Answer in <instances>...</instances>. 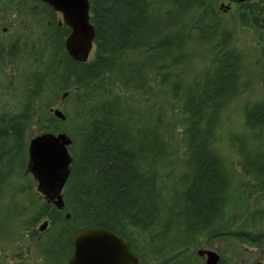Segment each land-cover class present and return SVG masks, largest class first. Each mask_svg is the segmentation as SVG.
<instances>
[{"label": "trees", "instance_id": "16d2710c", "mask_svg": "<svg viewBox=\"0 0 264 264\" xmlns=\"http://www.w3.org/2000/svg\"><path fill=\"white\" fill-rule=\"evenodd\" d=\"M262 1L240 8L238 17L243 23L250 24L251 15H264ZM90 4L95 49L92 58L81 62L66 51L65 38L71 28L61 23L51 5L41 0H0V14L18 11V16L35 19L41 26L37 38L31 34L0 38V87L7 62L16 64L21 75L20 110L0 112V190L5 185L16 186V196L29 199V203L15 206L21 229L41 238L40 249L52 264H68L74 251V231L83 226H102L125 237L140 264H191L199 238L209 231L212 237L245 240L264 251V227L256 229L264 220V208L252 213V229L226 231L219 226L229 203L231 173L214 148L216 125L225 104L239 94L241 71L226 43V23L216 0H90ZM191 41L196 47L216 41L214 46L219 48L213 53V68L195 74L198 80L186 84ZM104 77L109 83L99 92L92 84ZM73 84L91 90L89 99L101 98L88 107L86 95H78L76 100L87 107L84 115L90 119L74 132L66 129L73 139L74 161L64 190L65 208L60 209L34 191L33 181L27 179L25 137L38 106L47 111L58 92ZM114 87L124 93H117ZM162 88L163 96L158 97ZM185 90L197 94L183 101L186 149L179 171L168 149L172 140H166L171 139L170 129L161 123L172 99H182ZM131 95L141 97L138 105H145L141 101L151 97L158 108L153 125L158 150L137 139L141 129H135L134 114L129 111L128 105L135 104ZM195 97L197 112L196 104L192 106ZM94 112L99 116H93ZM246 114L250 129L264 127L263 102ZM163 159L162 166L159 160ZM249 162L251 169L264 174V162L257 158ZM174 176L178 179L170 187L169 178ZM12 177L28 181L21 183ZM67 212L71 213L69 219ZM25 214L29 217L24 218ZM44 219L51 224L45 239L37 228ZM54 232L57 235L52 238ZM47 241H65V255L44 250Z\"/></svg>", "mask_w": 264, "mask_h": 264}, {"label": "rangeland", "instance_id": "374dc122", "mask_svg": "<svg viewBox=\"0 0 264 264\" xmlns=\"http://www.w3.org/2000/svg\"><path fill=\"white\" fill-rule=\"evenodd\" d=\"M223 1L227 3V0ZM18 14V11L0 14V38L24 37L27 36L26 34H31L34 38H37L41 33V26L38 25L37 20L30 17L27 18V16H18ZM237 14L232 15L229 13L224 16L223 21L226 23V26L223 29L227 31L224 34L228 48L239 61V70L241 71L240 91L229 103L225 104L221 112L220 119H218L216 125V142L214 144L216 152L223 158L231 173L229 203L225 209L223 222L219 225L222 227V230L226 231H236L240 228L252 229L251 225L254 224L253 222L250 223L252 213L257 209L264 208V174H258L249 165V161L256 160V158L260 162H264V127L255 130L250 129L247 125L246 114L247 109H250L256 103H264V30L256 27V21L253 19H251L250 24L241 23V19L236 17ZM179 30L180 26L178 27ZM199 34L197 32V35ZM201 35L204 38L208 37L206 33ZM23 37L21 42H23ZM215 42L204 41L203 43H198L200 44L198 47H196V43L190 42L188 61L186 60L187 68L184 71L187 73L184 78L186 84L192 83L195 80V74H198L197 76L199 74L203 75L205 70L213 68L212 64L215 60L213 53L219 48V46H214ZM38 46H41L40 42ZM93 52L94 50L90 58L93 57ZM45 56L48 57L49 55ZM3 70L0 87V112L19 111L21 108L20 101H22V87L19 83L20 72L16 64L10 61L6 63ZM96 82L92 85L98 86L99 92H101L103 90L101 87L108 85L109 79L104 77ZM151 84L154 88H159L155 82ZM114 89L117 93H124L121 88L114 87ZM91 92V90L86 91L84 87L73 84L69 89L58 92L57 97L48 107L47 111L45 110V106L41 108L39 105L37 117L33 120L25 137L27 151L31 139L39 134L45 132L55 134L67 132L68 135H71L68 131L74 132L78 128L85 126L87 120L90 119L84 115L87 107L101 98L97 96L89 99L87 94ZM183 93L182 99L174 101L172 99V105H169L167 112L163 113L164 120L161 123L163 127L167 126L170 129L171 139L167 137L166 140H172V143H170L171 147L169 145L168 149L173 154L172 158L175 168L180 169L179 171H182L181 167L184 165L181 158L185 157L186 149L183 143L185 126V121L183 120L185 114L182 111L183 101L185 102L191 98L193 93L197 94L196 90L188 92L185 90ZM78 95H86V102L84 104L87 107H84L82 102L80 104L76 101L79 98ZM162 96L163 88L158 93V97ZM45 98L48 100L49 96L47 97L46 95ZM138 98L141 97L131 95L130 100L135 104L128 105L131 108L129 111L134 114L135 129H141V133L137 136V139L140 142L144 141V145L147 147L158 150L160 148L158 144L159 139L155 136L157 132L153 126L156 123L155 116L159 114L158 108L154 107L153 98L149 97L147 101L143 99L141 102L145 105H138ZM196 99L195 97L192 100V106L196 104L195 108L197 112L199 106H197ZM49 101L52 102L53 98ZM188 105L190 106V104ZM51 109L62 110L66 114V119L63 121ZM93 116H99V114L94 112ZM69 151L73 155V151L70 148ZM194 157L196 156L194 155ZM165 160H159V163L163 166ZM167 172L169 173V170ZM176 177L169 178L170 187L173 185L171 183L173 180L177 181L178 178ZM14 178L12 177L11 179L18 180L21 183H27V179L32 180L34 191L38 190V182L31 173L27 179L21 177ZM15 188L16 186L5 185L0 190V264H52V261L50 262L45 258L44 253L40 249L41 238L33 237L29 230L21 229L19 225L20 222L18 221L15 206L17 203L27 204L29 203V199L26 195L21 194L24 198L23 201L20 200L19 195L16 196ZM23 217L28 218L29 215L25 214ZM44 220L38 224L37 228H39ZM262 227H264V220L259 225L257 224L256 229ZM50 228L51 224H48V227L40 232L44 234L43 239L48 237ZM56 235L57 233L54 232L51 237L53 238ZM64 242L61 241L53 244V242L47 241L42 245V248L46 251L54 250L64 256L66 252L65 248L63 249ZM201 249L216 251L221 256V264H264V251L257 246L245 240L226 237V235L212 237L211 231L205 232L199 238L195 248V255L200 256L198 251ZM195 255L192 259L194 262H191V264H206V257H200L198 260ZM65 263L67 264V262ZM53 264L63 263L54 262Z\"/></svg>", "mask_w": 264, "mask_h": 264}, {"label": "water", "instance_id": "95a60500", "mask_svg": "<svg viewBox=\"0 0 264 264\" xmlns=\"http://www.w3.org/2000/svg\"><path fill=\"white\" fill-rule=\"evenodd\" d=\"M62 15L71 28L65 38L68 54L77 61H88L94 49L95 26L91 21L90 0H42ZM63 121L66 114L60 109H51ZM73 140L66 132H45L33 137L28 152V173L38 182V191L52 201L56 207L65 208L63 189L71 174L74 157L69 151ZM71 213H66L70 218ZM48 220L40 226L44 230ZM74 251L68 264H140L132 251L131 243L120 234L102 227L83 226L74 231ZM200 256L206 264H221V256L214 250L201 249Z\"/></svg>", "mask_w": 264, "mask_h": 264}, {"label": "flooded vegetation", "instance_id": "af4514ba", "mask_svg": "<svg viewBox=\"0 0 264 264\" xmlns=\"http://www.w3.org/2000/svg\"><path fill=\"white\" fill-rule=\"evenodd\" d=\"M260 1L261 0H227V3H225L223 0H216V4H218L217 6L220 8L222 12L221 18L223 21L225 15L229 13L235 15L239 12L240 8H242L243 6L249 5L251 3L257 4ZM262 2H264V0ZM236 17L238 18V14ZM249 18L256 21V27L264 30V15L254 14L251 15ZM240 22L243 23L242 20Z\"/></svg>", "mask_w": 264, "mask_h": 264}]
</instances>
